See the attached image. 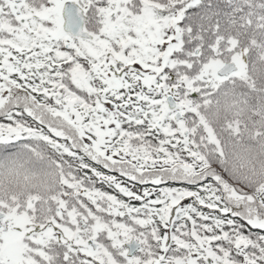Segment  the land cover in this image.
Masks as SVG:
<instances>
[{
	"label": "snow or ice",
	"instance_id": "6c2138e0",
	"mask_svg": "<svg viewBox=\"0 0 264 264\" xmlns=\"http://www.w3.org/2000/svg\"><path fill=\"white\" fill-rule=\"evenodd\" d=\"M0 264H264V0H0Z\"/></svg>",
	"mask_w": 264,
	"mask_h": 264
}]
</instances>
